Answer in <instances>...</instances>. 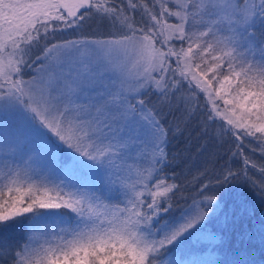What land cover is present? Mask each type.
<instances>
[{
    "label": "snow or ice",
    "instance_id": "1",
    "mask_svg": "<svg viewBox=\"0 0 264 264\" xmlns=\"http://www.w3.org/2000/svg\"><path fill=\"white\" fill-rule=\"evenodd\" d=\"M149 93L256 167L264 0H0V264H219L220 194L264 187L225 165L173 211Z\"/></svg>",
    "mask_w": 264,
    "mask_h": 264
},
{
    "label": "trees",
    "instance_id": "2",
    "mask_svg": "<svg viewBox=\"0 0 264 264\" xmlns=\"http://www.w3.org/2000/svg\"><path fill=\"white\" fill-rule=\"evenodd\" d=\"M107 29L95 22H88L82 34L89 38L106 34ZM71 32L57 36V42L62 39H76ZM156 96L149 93L143 99L147 107L158 111L157 118L168 130L167 152L171 167L166 169L169 175H174L175 182L181 186V191L173 199V211L178 212L186 207L196 197L202 182L214 180L215 173L225 165L238 172H247L250 182L258 187H264V155L256 147L255 142L246 143L245 153L248 159L256 165L244 168L243 160L233 158L234 141L228 137L224 141L213 138V129L204 134L200 127L201 121L185 120L181 111H169L162 108L158 102H153ZM203 104V101H201ZM255 149V150H253ZM223 205L218 217L214 218L209 227L222 239L217 248L219 264H237L247 261L248 264H264V197L248 187H233L220 194ZM27 230V222L13 229L10 242L23 238ZM257 251L255 258L250 252ZM245 253H248L246 255Z\"/></svg>",
    "mask_w": 264,
    "mask_h": 264
},
{
    "label": "rangeland",
    "instance_id": "3",
    "mask_svg": "<svg viewBox=\"0 0 264 264\" xmlns=\"http://www.w3.org/2000/svg\"><path fill=\"white\" fill-rule=\"evenodd\" d=\"M114 58H119V54H114ZM153 102H154V103H155V102H158V101H157V97H155V99L153 100ZM263 211H264V206L260 209V213L263 212ZM256 253H258V252L255 251V250L252 251V252H250V254H251L250 257H251L252 259H254V258H255L254 256H255ZM245 254L248 255V253H245Z\"/></svg>",
    "mask_w": 264,
    "mask_h": 264
}]
</instances>
